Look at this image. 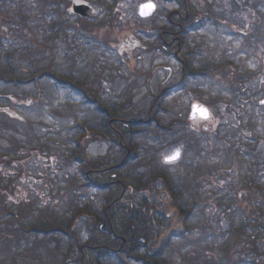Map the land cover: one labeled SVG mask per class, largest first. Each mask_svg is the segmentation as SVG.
Listing matches in <instances>:
<instances>
[{
	"label": "trees",
	"instance_id": "1",
	"mask_svg": "<svg viewBox=\"0 0 264 264\" xmlns=\"http://www.w3.org/2000/svg\"><path fill=\"white\" fill-rule=\"evenodd\" d=\"M121 1L91 0L89 4L105 11L106 16L88 21L72 14L71 0H36L32 6L28 0H0L1 49L5 50L6 43L13 38L7 27L17 25L29 30L28 48L21 53L20 59L14 52L4 53L6 63L1 64L0 61V83L12 87L15 92L30 87L37 96V102L32 105L9 93L1 94L0 101L7 102V109L14 110L22 105L26 112L38 115L44 108L41 103L43 97L50 96L44 84L54 82V91H66L70 97L81 99L82 107L88 106L84 109L90 117L83 124L75 119L73 129L101 136L110 149L118 150L121 155L120 159L107 157L101 161H87L80 139H73L76 149L67 148L61 156L59 153L66 166L77 167L81 178L65 181L67 188H63V195L66 198L76 197L77 193L85 191L103 196L101 209H93L89 203L85 207L75 203L71 218L62 216L66 222L52 216L53 224L67 226L60 234L63 238L59 235V239L58 232L48 231V223L41 215L44 212H39L40 222L22 227V221L33 217L25 210L24 203L28 200L25 193L21 195L19 206L16 203V206L9 207L13 206V201L6 194L11 192L15 182L24 180V168L21 165L22 170L15 172L16 178L10 173L9 177H4L1 165L6 161L10 164L12 156H19L22 146L13 144V140L8 146L0 145V221H4L8 231H13V227L19 224L13 235L0 232V241L5 243L0 253H10L14 248L17 250L14 257L28 261L23 264H33V255L40 257L44 264H171L169 260L173 262L171 255L176 247L179 254L177 264H264V159L261 161L253 153L249 154L252 167L248 166L249 173L243 174L247 159L235 141H228L224 150L218 148L206 155L198 133L188 130L191 125L189 109L179 110L180 101L169 103L171 98L182 94L203 99L208 94L203 87L210 93L209 102L204 104L211 108L220 104L229 106L230 101L247 103L246 83L254 78V71L244 70L241 74L233 69L230 72L229 65L212 61L211 47L203 49L205 44L194 41L193 37L202 33L207 37L214 36L216 40L228 37L239 45L240 54L255 61L258 73L264 74V61L260 57L264 29L259 25L253 31L239 30L221 18L210 0H204L203 6L195 0H162L176 10L165 9L166 28L156 27L149 33L156 40L155 49L161 56L177 62L181 68L180 76L170 84H158L155 94L151 93L143 103L134 104L131 94L121 102H112L101 96V90L94 93L91 82L98 85L105 80L95 71L98 64L94 58L105 60L107 53L103 51H112L117 44L118 40L113 36L125 31L120 14ZM13 11L17 14H11ZM32 12L39 13L48 29L41 32L42 40L29 27L27 20ZM71 17L76 24L70 23ZM91 22L97 24L91 26ZM59 49L64 57L63 64L57 65ZM39 56L42 57L40 60ZM80 59L84 65L82 70L77 69ZM13 60L21 64L17 65ZM109 70L117 71L120 77L121 72L114 65ZM131 77L148 76L135 71ZM257 108L264 111L260 105ZM254 111L256 109L245 117L248 119L243 127L248 132L245 138L263 140L257 131H260L258 126L264 125V113L261 119L260 116L255 119ZM16 116L14 111L11 115L0 106V133L18 132L23 127L28 140L40 142L33 126ZM211 132L220 134L216 129ZM237 132L228 131L234 139ZM179 143L185 147L182 160L186 165L174 171L177 166H160L156 157L158 152ZM53 145L58 148L55 152L58 154L63 146ZM42 147L43 151L49 150L48 145L40 143ZM211 156H222L230 167H237L239 174L228 186H222L220 182L223 167L215 162L206 165L207 158ZM203 181L210 184L209 193L218 197L213 204L218 207L225 205L223 213L229 230L223 233L217 234L212 228L211 218L205 215L206 208L210 206L204 195ZM157 187H162V192L158 193ZM143 193H165L170 202L167 207L164 206L166 202H161L159 205L162 207L159 208L147 198L140 204H133L134 198ZM12 208L18 211L13 212ZM77 218H85L92 224L90 237L83 244L75 238L77 234L73 227ZM175 224L180 226L179 229ZM238 227L239 230L235 231ZM195 231L202 232L200 237L189 239ZM51 244L55 245L53 249L49 246ZM64 244L72 245L73 249H63Z\"/></svg>",
	"mask_w": 264,
	"mask_h": 264
},
{
	"label": "rangeland",
	"instance_id": "2",
	"mask_svg": "<svg viewBox=\"0 0 264 264\" xmlns=\"http://www.w3.org/2000/svg\"><path fill=\"white\" fill-rule=\"evenodd\" d=\"M35 1L36 0H28V3L31 5L34 4L33 2ZM77 1L89 4L91 0H71V7L73 3ZM195 2L200 3L202 6L205 5L204 0H195ZM210 2L213 3L215 10L226 23L234 24L239 28V30L245 29L253 31L259 25L260 28L264 29V0H210ZM147 3H154L157 7V10L155 14L149 19H141L139 17V9L142 5ZM120 5L121 20L125 31L118 33L119 35L116 37L113 36L114 39L118 41L112 51H103L104 53H107V58H105V60H98L97 58H94V61L97 60L96 64H98V66L95 67V71L102 75L105 80L101 81V84L98 85H94V83L91 82V87H94V93L101 90V96L104 99L112 102H121L125 100L126 96L131 94L134 104L143 103L146 99L148 100L150 98L151 93L155 94L158 84H161L162 82H167L166 84H170L175 82L180 76L181 68L177 62L173 59H167L161 56L160 52L155 49L156 40L152 37V34H150L156 27L162 29L166 28L167 23L163 14L165 9H176L174 6L169 7L168 5L164 4L162 0H123L120 2ZM91 7L97 11L98 16L101 17V15L103 16L105 14V11H102L100 8L94 6ZM11 14L16 15L17 12L13 11ZM29 15L30 19L27 20L29 27H31L35 35L39 36V38L42 40L40 35L41 32L46 30L48 31L47 27L44 25L45 21L41 20L38 12H32ZM70 23L74 25L76 24V20L71 17ZM96 24L97 23L95 22L90 23L91 26ZM6 30L9 31L13 38H11L8 43H6L5 50L1 49L0 47L1 64L6 63L3 60L5 59L4 53L8 51L14 52L15 55L20 59L21 53L25 52L26 47L28 48L26 42L28 40L29 30L17 25L7 27ZM173 38H176V36H173ZM193 40L205 44L203 45V49H208V47H211L209 53L213 58L212 61L215 63L218 62L222 65H229L230 72L233 69H237L241 72V74L244 73V70L251 72L254 71V78L246 83V87L248 89L247 98L249 101L244 104H241L240 100L236 102L230 101L231 103L229 106L227 104H220L215 105L214 108H211L204 104V102H209L210 93L206 87H203L205 92H208V94L204 96L203 99L197 95L182 94L180 96L171 98L169 103L173 104L174 101H180L181 105L179 110L183 109L184 111V109H189L188 120L190 117L191 107L194 104L208 108L213 115L212 121L200 125L199 127L196 125L189 126L188 130L193 132L196 131L198 133V136L202 142V148L206 151V155L218 148L224 150L226 149L225 146L228 144V141H235V145L240 150L242 149L241 152L247 159V166L243 170V174H248L249 168L252 167L248 158L249 154L253 153L254 155H252L258 157L261 161L264 159V139L253 140L251 138H245V136L248 135V132L245 130V128H243L245 127V124L248 120L245 117L253 113V110L256 109V111H254V116H256L255 119L259 118V116L261 119L262 114L264 113L263 110L257 108L260 103L264 101V74L258 73V66L255 61H250L245 55L240 54L239 45L234 44L231 39L226 36H222L216 40L214 36L207 37L206 34L202 33L193 37ZM194 43L195 42H193V45ZM122 47H124V53H121ZM255 53H257V51H255ZM58 55L59 57L56 61L57 65L62 63V58L64 57L61 49L58 50ZM260 57L264 61V45L260 48ZM37 58L40 60L42 57L39 56ZM13 62L17 65L21 64L18 62V60H13ZM113 65L115 68L120 70V77H118L119 74L117 71L113 72L109 70L113 67ZM83 68V61L80 59L77 69L82 70ZM135 71L138 73H143L144 75L146 74L148 77H141L137 79L132 78V73ZM111 74L113 76H111ZM111 77H113V80ZM91 78H93L92 75ZM44 86L47 89V92L50 93V96L46 95L43 97L41 103L43 104L44 108L43 111L38 115L31 114L28 111L27 113L26 110L21 107L22 105H18V107L14 110L11 108L7 109V102L0 101V106H3L6 111L9 112V114L12 115L14 111L17 114L16 117H18L23 123L27 124V122H29L33 126L34 134L40 139V142L35 143L31 140H28L25 136L26 133L23 127H21L18 132H1L0 145L8 146L9 142L13 140V144L17 143L18 145L22 146L19 156H12L11 159H9L11 160L10 164H8L6 161V163H3L1 166L4 177H9L10 174H13L10 176H13L14 178H16L14 176L15 172L22 170L21 165L24 168V180L15 182L13 187L10 189L11 192L6 194V196H10V199L13 201V206L9 205V207L16 206V203L17 206H19L18 203L20 200H22L21 195L23 193H25V195L28 197V200L24 203V206L25 210H27L29 213H32L31 215L33 217L30 220L27 219L26 221H22V227L24 228L30 225V223H34L36 221L40 222L39 219L42 215L43 220L48 223V231L58 232V237L61 233H63V229L67 228V226L64 227L63 224H53L51 218L52 216H56L61 222H66L64 221L66 218H71L75 203H79L81 207L88 206L87 204L89 203V206H91L93 209H101L103 205V196L98 195L93 191L79 192L77 193L76 197L72 198H66L65 194L63 195V188H67L65 181L68 178H76L79 180H81V178L78 174L77 167L72 165L66 166L64 160L59 157V153L61 156V154L67 152V148L73 150L76 149L77 146L73 144V139H80L83 153L87 161H101L107 157L120 159L121 155L118 150L114 151L110 149L109 144H107L101 136L96 137L92 136L89 132L84 133L81 130L73 129L75 127V119L80 124H83L84 121L90 117V115L86 113L87 110L84 109H88V106L82 107L81 104L83 101L81 99L77 97H70L66 91L57 93L54 91V82L46 83ZM4 93H9L11 96H18L19 99H22L25 102H30L32 105L37 102V96L30 89V87H24L21 91L15 92L12 87L9 88L8 86L0 83V95ZM246 104L249 107L246 106ZM258 127V130L260 131H257V134L260 138H264V125ZM215 129L220 130L219 135L213 134L211 132L212 130L215 131ZM237 130L238 132L234 139V136H230L228 131L234 132ZM148 141L152 142L151 140ZM40 143L48 145L49 150L43 151V147L42 149L40 148ZM53 143L60 144L61 147L63 146L62 149L58 150V154L55 153L56 149L58 148L53 145ZM243 144H247V147H243ZM177 149L182 151L184 156V144L179 143L159 151L156 156L158 164L160 166H165L162 164L163 160ZM144 153L146 154L147 151ZM189 157H191V155H189ZM213 162H215L217 166L223 167L221 171V175L223 176H221L220 179L222 186H228L236 179V176H238L239 172L237 167H230L227 164L228 162L223 160L222 156H211L207 158L206 165L208 166ZM185 165L186 162L181 160V162L176 165L177 167L173 168V171L177 168L182 169ZM203 186L204 195L206 197V201L208 202L207 205L210 206L209 208H206L205 215L211 218L212 228L216 230L217 234L229 230V224L223 213L225 205H223V207H218L215 205V203L213 204V201H215V199L218 200V197H215L214 195L212 196L211 193H209L210 184L208 181H203ZM156 191L158 193L162 192V187H157ZM144 198H147L151 204H155L156 208L162 207L159 204L163 201L166 202V205H164L166 207L170 202L168 196L165 193H162L161 195L156 193H143L141 196L134 198L133 204H140ZM43 206H45V208ZM138 206L139 205H136V207ZM12 209L13 212L18 211V209ZM39 212L44 213H41L40 215ZM62 216L66 218L63 220ZM3 222L4 221H0V232H5V234L8 236L13 235V231L19 228V224H16V227H13V231H8L6 230L7 226H5ZM3 225L5 227H3ZM174 226H176L177 229L180 227L176 224ZM60 228H62V230H60ZM73 228L77 234L75 235V238L78 243L83 244L89 239L91 233L90 229L92 230L91 221L85 218H77V222ZM238 230L239 227L235 229V231ZM167 231L168 230H166V232ZM201 233L202 232L195 231L192 235H190L189 239L199 238ZM2 242L0 241V248L4 247L5 245V243ZM206 244L207 243L204 245ZM49 246L52 249L55 247L53 244ZM63 246V249H66V247L73 249L72 245L65 246L64 244ZM174 250L172 251L173 253L171 255L173 262L169 260L170 258L168 259L171 264H177L179 259V254L176 252V247ZM15 252H17V250L13 248L10 253H0V263H28L26 259L14 257ZM31 261L33 264H44V261L40 257H36L34 255L32 256Z\"/></svg>",
	"mask_w": 264,
	"mask_h": 264
},
{
	"label": "water",
	"instance_id": "3",
	"mask_svg": "<svg viewBox=\"0 0 264 264\" xmlns=\"http://www.w3.org/2000/svg\"><path fill=\"white\" fill-rule=\"evenodd\" d=\"M153 4V3H151ZM145 5V4H144ZM155 5V4H154ZM141 7L139 9V17L141 19H148L150 18L152 15H154V13L156 12V6L151 9V10H147L148 11V14L147 15H142L141 14ZM72 12L73 14H75L76 16H79L83 19H86V20H93L97 17V13L94 9H92L87 3H84V2H75L73 3L72 5ZM197 105V104H196ZM261 105H264V102L261 103ZM204 107V106H203ZM208 109V108H207ZM195 109L194 107H192V110H191V115H190V120L192 122H195V123H200V122H208L211 120L212 116H211V113L209 111V116L207 119H204L202 117H200L198 114L195 116H193V113H194ZM181 157H182V152L180 151V156L178 159H176L175 161H171V162H167L166 159L163 160V164L164 165H167V166H171V165H175L177 163L180 162L181 160Z\"/></svg>",
	"mask_w": 264,
	"mask_h": 264
},
{
	"label": "snow or ice",
	"instance_id": "4",
	"mask_svg": "<svg viewBox=\"0 0 264 264\" xmlns=\"http://www.w3.org/2000/svg\"><path fill=\"white\" fill-rule=\"evenodd\" d=\"M155 7L154 4H151V3H148V4H145V5H142L141 6V14L142 15H147L148 14V11L147 10H151ZM195 111L193 113V116L195 118V116L198 114L200 117L204 118V119H207L208 116H209V111L206 107H203L201 105H194L193 106ZM180 156V150L177 149L173 154L167 156L165 159L167 162H171V161H175L176 159H178Z\"/></svg>",
	"mask_w": 264,
	"mask_h": 264
},
{
	"label": "flooded vegetation",
	"instance_id": "5",
	"mask_svg": "<svg viewBox=\"0 0 264 264\" xmlns=\"http://www.w3.org/2000/svg\"><path fill=\"white\" fill-rule=\"evenodd\" d=\"M192 125H196V126H200V125H203V123H201V124H192ZM174 166H176V165H174Z\"/></svg>",
	"mask_w": 264,
	"mask_h": 264
}]
</instances>
